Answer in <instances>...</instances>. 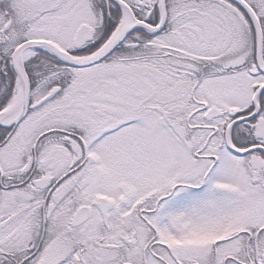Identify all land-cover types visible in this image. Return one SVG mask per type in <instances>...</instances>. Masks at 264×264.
I'll return each instance as SVG.
<instances>
[{
  "label": "snow or ice",
  "instance_id": "obj_1",
  "mask_svg": "<svg viewBox=\"0 0 264 264\" xmlns=\"http://www.w3.org/2000/svg\"><path fill=\"white\" fill-rule=\"evenodd\" d=\"M0 264H264V0H0Z\"/></svg>",
  "mask_w": 264,
  "mask_h": 264
}]
</instances>
